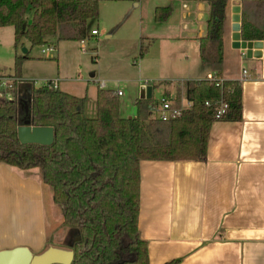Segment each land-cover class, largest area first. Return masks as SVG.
Segmentation results:
<instances>
[{
	"label": "trees",
	"instance_id": "trees-1",
	"mask_svg": "<svg viewBox=\"0 0 264 264\" xmlns=\"http://www.w3.org/2000/svg\"><path fill=\"white\" fill-rule=\"evenodd\" d=\"M207 1L205 39L217 47L212 74L186 81L192 106L178 118L162 120L151 116L154 97L137 98L136 114L124 117L117 92L99 87L96 115L89 116L86 96L61 90L54 80L36 86L33 80L19 79L30 58V49L18 52L24 42L32 48L83 40L99 18L101 0H0V28H14L16 48L14 74L0 75V163L41 168L55 203L62 206V225L77 231L71 264H150L147 241L139 234L141 161L204 159L213 123L243 119L242 82L222 75L228 0ZM240 3L242 39L264 40V0ZM28 11L33 12L30 22ZM171 14L170 6H159L155 19L164 22ZM147 48H140L141 56ZM5 79L11 81L3 92ZM19 84L27 87L25 99L17 97ZM25 124L54 127L53 144H22L17 130Z\"/></svg>",
	"mask_w": 264,
	"mask_h": 264
},
{
	"label": "crops",
	"instance_id": "crops-1",
	"mask_svg": "<svg viewBox=\"0 0 264 264\" xmlns=\"http://www.w3.org/2000/svg\"><path fill=\"white\" fill-rule=\"evenodd\" d=\"M107 2L116 18L104 37L128 24L126 41L139 50L148 47L142 63L151 67L147 79L158 83L162 95L175 91L174 83L212 74L217 47L205 39L207 0H101V6ZM238 5L240 0H228L222 75L242 82L243 119L213 123L204 159L140 163L139 234L147 241L150 264H264V66L262 60L249 58L246 49L232 45ZM159 6L172 8L167 21H156ZM10 44L16 55L14 37ZM20 49L27 54L29 42ZM23 67L19 79L36 83L25 77ZM57 79L61 90L84 96ZM17 95L28 97L24 84L18 85ZM63 219L41 168L0 163V251L20 246L33 254L49 246L71 249L77 231L62 226Z\"/></svg>",
	"mask_w": 264,
	"mask_h": 264
},
{
	"label": "rangeland",
	"instance_id": "rangeland-1",
	"mask_svg": "<svg viewBox=\"0 0 264 264\" xmlns=\"http://www.w3.org/2000/svg\"><path fill=\"white\" fill-rule=\"evenodd\" d=\"M31 13L32 11H28L26 17L28 22L31 21ZM115 18L112 3L107 2L102 6L100 3L99 18L92 21V23L95 22L94 25L90 23L100 31L99 36L92 35V27H90L86 38L61 40L56 45L57 51L50 55L43 54L42 48L51 43L30 47L31 59L25 60L26 65L23 67L25 77L36 80V86H42L46 78L64 79L76 91L86 95V112L89 116L96 115V101L93 102L92 94L102 81H106L108 89L123 92V96H120L122 116H134L136 114L134 102L140 96L141 86L158 83L147 79L151 74V67L148 66V68L142 63L139 47L132 48L133 45L126 41L128 24L119 27L113 36L104 37L105 31L113 29ZM13 37L12 26L7 27L6 30H0V75L14 74L15 49L10 44L11 41L13 43ZM18 52L23 54L22 49ZM10 81L11 79L7 80V82ZM5 84L3 80L2 88H5ZM5 96L10 97L7 94ZM153 96L154 99L162 96L158 85L155 87ZM25 105L27 106V102ZM94 110L95 113H93ZM155 114L153 111L151 116L154 117ZM74 236L70 240L73 241Z\"/></svg>",
	"mask_w": 264,
	"mask_h": 264
},
{
	"label": "water",
	"instance_id": "water-1",
	"mask_svg": "<svg viewBox=\"0 0 264 264\" xmlns=\"http://www.w3.org/2000/svg\"><path fill=\"white\" fill-rule=\"evenodd\" d=\"M241 6H236L233 16V47L246 49L249 58L262 60L264 66V40L245 41L241 33ZM154 86L146 84L141 86L140 99H152ZM18 139L22 144L51 145L55 139L52 126L19 125ZM80 237L78 236L77 239ZM74 250L49 246L41 253L33 254L28 247L20 246L0 251V264H71Z\"/></svg>",
	"mask_w": 264,
	"mask_h": 264
},
{
	"label": "built area",
	"instance_id": "built-area-1",
	"mask_svg": "<svg viewBox=\"0 0 264 264\" xmlns=\"http://www.w3.org/2000/svg\"><path fill=\"white\" fill-rule=\"evenodd\" d=\"M91 32L92 35L98 34V30L96 29H93ZM55 50V45L51 43L47 47L42 48V53L50 55ZM58 81V79L54 80L55 86L58 85ZM185 82L186 81H179L177 83H174L173 85L176 86L175 91H171L168 95L163 94L159 99H156L152 108V112L154 111L156 113L154 116L155 118H159L162 120L178 118L192 106V102L186 97ZM5 83H7V80H5ZM100 85L103 88H107L106 81H102ZM178 91L179 96L177 94ZM116 92L119 96L123 94L121 90H117ZM224 109L225 105H222V108L218 112V116L224 112Z\"/></svg>",
	"mask_w": 264,
	"mask_h": 264
}]
</instances>
